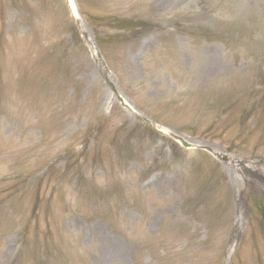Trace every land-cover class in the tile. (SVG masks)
Listing matches in <instances>:
<instances>
[{
  "label": "rangeland",
  "instance_id": "1",
  "mask_svg": "<svg viewBox=\"0 0 264 264\" xmlns=\"http://www.w3.org/2000/svg\"><path fill=\"white\" fill-rule=\"evenodd\" d=\"M72 1L0 0V264H264V0Z\"/></svg>",
  "mask_w": 264,
  "mask_h": 264
},
{
  "label": "bare ground",
  "instance_id": "2",
  "mask_svg": "<svg viewBox=\"0 0 264 264\" xmlns=\"http://www.w3.org/2000/svg\"><path fill=\"white\" fill-rule=\"evenodd\" d=\"M68 2H69V4H70V7L72 8V11L74 12L75 9H76V7H75L73 1H72V0H68Z\"/></svg>",
  "mask_w": 264,
  "mask_h": 264
}]
</instances>
